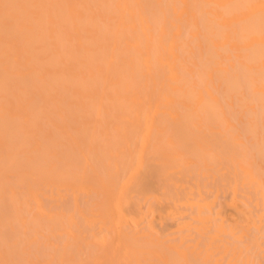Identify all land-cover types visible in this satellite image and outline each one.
Listing matches in <instances>:
<instances>
[{
  "label": "bare ground",
  "instance_id": "obj_1",
  "mask_svg": "<svg viewBox=\"0 0 264 264\" xmlns=\"http://www.w3.org/2000/svg\"><path fill=\"white\" fill-rule=\"evenodd\" d=\"M143 175L229 191L202 248L129 227ZM0 264H264V0H0Z\"/></svg>",
  "mask_w": 264,
  "mask_h": 264
},
{
  "label": "rangeland",
  "instance_id": "obj_2",
  "mask_svg": "<svg viewBox=\"0 0 264 264\" xmlns=\"http://www.w3.org/2000/svg\"><path fill=\"white\" fill-rule=\"evenodd\" d=\"M155 159L150 158L147 160V163L150 167L155 163ZM217 177V174L214 175ZM179 184V198L173 201L171 198L164 196L166 188V180L161 177L156 176H141L139 182H141L140 188H144L147 191V198L142 197V193L135 191L133 193V200L136 202L135 206H127L126 211L128 214V224L129 227L135 230L146 229L152 227L153 230L161 235L166 233V236L171 238L172 242L180 244V238L183 236L184 243L187 244H197L199 248H202L204 242L207 240L209 231L206 233L204 229L203 232H198L196 226L208 225L213 228L214 218L216 217L215 211L218 209L219 202L223 200V196L229 195V191L222 187L219 189V196L214 197V193L218 188L217 179L213 177H206L199 175L197 177L188 176V175H178L175 177ZM189 190H193L190 195L191 198H198V190L201 193V196L206 201H213V214L211 215L212 220L208 223L203 222L201 219L195 217V207L186 202L185 195ZM223 190V191H222ZM42 201L45 205L52 207L55 210L67 212L70 208L72 201V195L70 189H62V196H58L55 190H51L49 186L42 188ZM189 193V192H188ZM153 196H160V202H155L151 204ZM87 200H91L90 196L87 194H80L78 198V205L80 209L84 212H87L85 206L87 205ZM240 202V201H238ZM93 206L89 213L94 214V225L89 228L85 225L80 219L81 216L79 213H76L77 218L79 219V229L84 238V240L89 241L91 231L103 234L107 232L106 226L103 224V221L98 213V208L95 205ZM151 207V208H150ZM170 211L175 214L174 220L161 219V215H166ZM229 233L221 234L216 237L213 241V251L217 252L219 250V245L224 244L225 241L231 240L228 237Z\"/></svg>",
  "mask_w": 264,
  "mask_h": 264
}]
</instances>
